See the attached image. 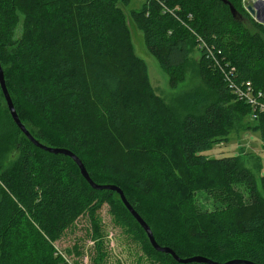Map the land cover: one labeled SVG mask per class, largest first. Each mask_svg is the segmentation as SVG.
<instances>
[{"label": "trees", "instance_id": "trees-1", "mask_svg": "<svg viewBox=\"0 0 264 264\" xmlns=\"http://www.w3.org/2000/svg\"><path fill=\"white\" fill-rule=\"evenodd\" d=\"M132 1L0 0V60L21 120L42 143L77 154L95 182L119 186L161 246L182 258L264 264V177L261 193L240 157L205 155L228 142L235 126L259 131L264 150V113L246 121L251 106L237 99L217 66L229 63L237 84L251 81L264 94V25L243 0H227L240 19L220 0H147L131 12L172 88L186 78L192 45L200 49V75L217 101L181 120L156 95L146 63L133 52L123 11ZM0 94V119L6 118L0 124L12 131L19 154L15 171L0 173V264H71L69 257L85 256L87 240L94 243L91 264H106L105 205L142 257L178 264L154 250L116 193L92 189L70 158L29 142ZM31 117L67 147L55 146ZM94 154L99 170L90 162ZM195 190H207L219 207L203 210ZM82 218L89 222L84 238L59 249Z\"/></svg>", "mask_w": 264, "mask_h": 264}, {"label": "rangeland", "instance_id": "rangeland-1", "mask_svg": "<svg viewBox=\"0 0 264 264\" xmlns=\"http://www.w3.org/2000/svg\"><path fill=\"white\" fill-rule=\"evenodd\" d=\"M145 5H147V0H134L129 6L123 7L126 22L131 33L132 48L135 56L146 63L150 82L156 95L179 119L183 120L188 115H199L203 113L207 106L217 101V97L205 84L200 75L201 52L199 47L193 43L191 58L186 66V78L183 83L179 84L176 88H172L170 86L169 76L147 49L144 33L136 26L131 17L133 10L140 9ZM21 35L22 30L19 29L16 39L20 38ZM12 91L20 103L21 109L31 112L18 89L12 88ZM0 97L3 99L2 96ZM29 114L32 116L33 113L31 112ZM0 120L6 123V118H1ZM245 120L254 124L255 122L253 120L256 119H253L251 114L250 117L245 116ZM30 122L40 127L43 135L52 137L54 140L52 142H56L55 146L67 147V143L63 137L55 134L39 121V119L35 121L31 117ZM237 128L239 126H235V130L228 136V142L214 146L205 155L210 158L240 157V161L244 162V166L249 168L257 178L259 190L263 193L260 182L261 177H264V150L262 148L261 133L254 130H248L242 133L238 132ZM12 142V131H10V128H3L2 124H0V173L4 171L13 172L18 165L19 154H16V146ZM90 162L95 166L94 168L96 170L101 168L95 154L91 156ZM193 197L195 203L203 210H213L219 207V203L214 200L207 190H195ZM100 216L103 220L106 235L105 248L108 252L106 264H153L147 258L142 257L140 248L129 241L122 230L115 226L112 216L109 213L108 205H105L100 211ZM88 223V218H82L79 221L80 229L74 235H70L58 243L59 249L65 250L66 248H70L74 246L78 238L83 239L86 235L83 227L88 225ZM93 245V242L89 240L85 241V256L83 258L69 257L71 264H91Z\"/></svg>", "mask_w": 264, "mask_h": 264}, {"label": "water", "instance_id": "water-1", "mask_svg": "<svg viewBox=\"0 0 264 264\" xmlns=\"http://www.w3.org/2000/svg\"><path fill=\"white\" fill-rule=\"evenodd\" d=\"M220 1L230 6L231 13L235 19H240L239 13L229 1L227 0H220ZM255 7H256L255 5L254 6L248 5L247 11L252 17L257 16V18L261 22H264ZM0 89L4 96V99H5L7 108L10 112V115L12 117V120L16 124V126L19 128L22 135L29 142H31L34 146H36L37 148L45 152H48L54 155H63L64 157L70 158L74 162V164L78 167L80 171V175L84 178V180L90 185L92 189L97 190V191H109V192L116 193V195L119 197L120 201L122 202L124 207L127 209V211L130 213V215L140 225V227L145 231L147 239L149 240L154 250H156L157 252L161 254L171 256L173 260L177 262L178 264H191V263H195V264H256L254 262H251L245 259H233V260L221 263V262H217V261L211 260L203 256H192V257L182 258L171 247L161 246L156 241L155 235L150 225L131 205V203L128 201L127 197L125 196L124 191L119 186L115 184H99L95 182L93 178L91 177L89 171L87 170L82 159L77 154H75L72 150L68 148L51 147L47 144L42 143L37 138H35V136L29 130L27 125L21 120L18 114L13 98L7 86V82L5 78V71L2 66L1 60H0Z\"/></svg>", "mask_w": 264, "mask_h": 264}, {"label": "built area", "instance_id": "built-area-1", "mask_svg": "<svg viewBox=\"0 0 264 264\" xmlns=\"http://www.w3.org/2000/svg\"><path fill=\"white\" fill-rule=\"evenodd\" d=\"M243 3L246 10L248 5H255L257 12H259L262 20L264 21V0H243ZM253 18L257 22L264 25V22H261L257 18V16H253ZM217 66L219 67L220 72L223 75L224 81L228 84L230 88L233 89V92L237 99L251 106L253 119H257L260 113H264L263 92H257L251 81H247L242 84H237L235 82L237 70L235 67L230 66L229 63H225L223 65L217 62Z\"/></svg>", "mask_w": 264, "mask_h": 264}]
</instances>
